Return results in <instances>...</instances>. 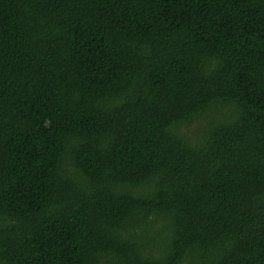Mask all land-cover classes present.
I'll use <instances>...</instances> for the list:
<instances>
[{"label":"trees","instance_id":"1","mask_svg":"<svg viewBox=\"0 0 264 264\" xmlns=\"http://www.w3.org/2000/svg\"><path fill=\"white\" fill-rule=\"evenodd\" d=\"M0 264H264V0H0Z\"/></svg>","mask_w":264,"mask_h":264}]
</instances>
